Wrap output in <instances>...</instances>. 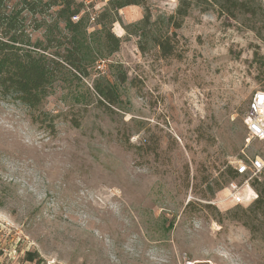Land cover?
Segmentation results:
<instances>
[{"label":"rangeland","instance_id":"rangeland-1","mask_svg":"<svg viewBox=\"0 0 264 264\" xmlns=\"http://www.w3.org/2000/svg\"><path fill=\"white\" fill-rule=\"evenodd\" d=\"M25 1L35 13L24 0H2L1 10L17 13L59 66L39 108L43 127L0 94V264H264V240L230 219L241 213L219 201L227 184L215 185L260 151L243 119L264 91V20L255 36L200 3L174 29L179 0L117 13L107 2L94 22H76L74 66L60 57L73 34L58 8ZM107 32L121 41L111 54ZM165 36L167 58L156 46ZM107 86L115 105L98 91Z\"/></svg>","mask_w":264,"mask_h":264},{"label":"trees","instance_id":"trees-1","mask_svg":"<svg viewBox=\"0 0 264 264\" xmlns=\"http://www.w3.org/2000/svg\"><path fill=\"white\" fill-rule=\"evenodd\" d=\"M2 0H0V94L2 96L11 97L27 107L30 112L31 122L43 127L44 121L47 119L39 114V108L43 98L46 96V90L51 85L55 77V71L59 66V62L47 58L45 52L48 46L42 47L38 44H32L24 35L20 20L17 13H9L1 10ZM48 7H57L56 19L62 21L65 27L73 34L72 41L68 40L71 48L66 50L68 53L60 56L58 52H54L53 56L63 57L67 63L75 66L78 61L76 55L75 37L81 28L80 23H73L71 17L79 13L80 9L70 0H48ZM145 0H109L108 9L110 12L117 13L118 10L131 6L141 5ZM27 10L35 13L36 3L24 0ZM203 3L207 8L215 10L217 17L226 20L237 21L240 18L244 21L241 25L253 32L255 36H260V28L257 27V20H264V6L261 0H179V5L175 11V15L170 17L171 26L174 29L181 27L183 18L193 5ZM149 21V14H146L143 23ZM55 24V29H57ZM59 31V30H58ZM60 33V32H59ZM105 42L109 47V53H114L120 45V38L115 37L110 32L104 35ZM169 37L165 36L162 40L156 42L163 58L172 56V50ZM59 45H62L59 43ZM101 95L107 99L111 105L117 102L116 94L112 87L107 86L105 89H99ZM38 113V114H37ZM78 125L75 124V127ZM45 127L54 132L52 118H48ZM226 179L221 184L215 182L217 190L223 188L225 184L235 180L238 175L234 169H227L225 172ZM254 189L258 193L257 200L248 209L236 207L235 212L241 214L231 216L230 219L239 221L249 231L251 236L264 240V174L261 181L255 180L252 183ZM209 191H212L209 188ZM188 205V204H187ZM189 204L188 206H191ZM205 209L214 212L215 209L210 205H205ZM186 209V208H185ZM25 260L32 261L33 256L26 254Z\"/></svg>","mask_w":264,"mask_h":264},{"label":"built area","instance_id":"built-area-1","mask_svg":"<svg viewBox=\"0 0 264 264\" xmlns=\"http://www.w3.org/2000/svg\"><path fill=\"white\" fill-rule=\"evenodd\" d=\"M80 9L79 13L71 17V21L76 23L81 15L87 16L89 22H94L108 0L104 4H97L94 0H70ZM243 124L250 139L260 145V151L247 163L238 162L234 166V171L238 177L230 181L221 191L220 203L237 207H246L253 204L258 193L252 183L261 181L264 174V91H256L246 110ZM183 264H194L189 259H184Z\"/></svg>","mask_w":264,"mask_h":264}]
</instances>
